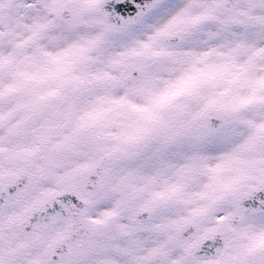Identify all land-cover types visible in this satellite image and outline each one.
<instances>
[{
	"label": "snow or ice",
	"instance_id": "snow-or-ice-1",
	"mask_svg": "<svg viewBox=\"0 0 264 264\" xmlns=\"http://www.w3.org/2000/svg\"><path fill=\"white\" fill-rule=\"evenodd\" d=\"M0 264H264V0H0Z\"/></svg>",
	"mask_w": 264,
	"mask_h": 264
}]
</instances>
